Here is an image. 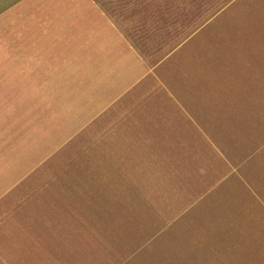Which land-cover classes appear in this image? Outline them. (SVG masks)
I'll return each mask as SVG.
<instances>
[{"label": "rangeland", "instance_id": "1", "mask_svg": "<svg viewBox=\"0 0 264 264\" xmlns=\"http://www.w3.org/2000/svg\"><path fill=\"white\" fill-rule=\"evenodd\" d=\"M98 1L143 54L160 57L234 0ZM6 28L0 237L23 245V264H264V245H207L217 220L207 199L240 192L232 179L242 166L254 176L264 161V106L237 138L104 137L110 131L88 105L93 72H44L31 57L51 46L41 27ZM76 29L53 33L76 37ZM69 44L77 61L78 44Z\"/></svg>", "mask_w": 264, "mask_h": 264}, {"label": "crops", "instance_id": "2", "mask_svg": "<svg viewBox=\"0 0 264 264\" xmlns=\"http://www.w3.org/2000/svg\"><path fill=\"white\" fill-rule=\"evenodd\" d=\"M8 25L41 27L51 46L43 43L31 57L41 59L44 72L71 73L72 65L80 74L93 72L96 99L88 105L93 121L110 131L104 137L237 138L240 123L262 120L264 0L228 3L160 57L143 54L98 0H0V67ZM56 25L76 27L77 36L55 35ZM69 43L78 44L77 61L70 62ZM108 122L122 126L107 130ZM216 122L231 124L218 134ZM252 166L254 176L242 166L232 179L240 192L207 199L208 217L217 219L207 245H264V161ZM0 264H23V245L0 237Z\"/></svg>", "mask_w": 264, "mask_h": 264}]
</instances>
